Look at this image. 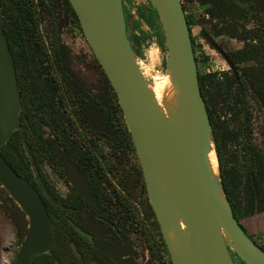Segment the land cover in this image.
Masks as SVG:
<instances>
[{
  "label": "trees",
  "instance_id": "1",
  "mask_svg": "<svg viewBox=\"0 0 264 264\" xmlns=\"http://www.w3.org/2000/svg\"><path fill=\"white\" fill-rule=\"evenodd\" d=\"M64 1L67 13L65 20L62 14L65 10L61 6L57 7L53 0H0L1 12L5 18L4 31L14 60L22 99L20 127L8 142L0 147V154L21 177L28 180L40 193L50 216L52 248L48 254L36 257L33 264H121L112 260L100 246V242L104 240L98 241V238L93 236V242H91L79 234L73 224L83 229L80 222L81 215L83 211H87L91 220L106 225L114 232L115 237H124L123 230L126 224L131 223L126 222L127 220L121 215H117L113 211L112 204L119 203L125 207L128 201L126 197L128 188L122 178L116 179L119 189L107 178L108 174L113 177L118 174L117 164H112L111 159L122 162L127 155H133L137 160L138 157L117 94L106 75L111 100L109 107L101 111L105 114L109 126L111 128L112 125L113 128L114 125L116 126V132L112 128L108 134L96 131V134L92 136L83 131L81 127L82 123L84 127L87 124L86 108L83 106L85 99L81 92L78 93L72 87L66 65L67 47L62 41L61 34L65 23L70 20L77 24L80 31L82 28L73 7L68 0ZM199 1H210L213 4L218 14L214 10L212 16L231 17L233 22L230 23V27L222 30L228 36H235L238 30L235 23L237 19L233 18V15L238 14L244 19L247 9L249 11H258V7L264 9V0H257V2L251 0H241L242 2L237 0ZM123 7L127 12L125 20L128 38L138 58L141 44L146 37L140 31L141 24L138 20L133 21L130 17L128 9L131 5L127 0H123ZM141 16L145 18L142 13ZM157 19L160 29L158 15ZM187 21L189 27L193 25V19L189 16H187ZM45 22L47 24L44 31ZM136 29L139 30L138 35L135 34ZM242 33L246 34L240 39L257 40L258 43L249 44L244 49L229 54L239 72L238 80L231 70L223 81L217 76L210 77L208 80L207 77L201 75L199 70L198 73L201 93L213 129L224 191L235 219L256 243L243 226L242 221L264 213V146L261 149L258 148L252 141V134H248L252 122L250 95L259 103L264 112V29L258 28L250 31L243 29ZM161 35L164 49L163 32ZM192 43L194 45L193 38ZM194 53L196 57L195 49ZM248 61H253L256 65L239 68V64ZM196 62H198L197 57ZM236 96L245 114L243 123L245 128L242 137L247 146V152L242 154L238 165L228 168L225 162L226 141L217 116L215 99L216 97L223 98L229 105L230 101H233L232 98ZM77 127L79 131L75 135L72 129L76 131ZM100 141L111 155L105 154L99 147ZM65 160L76 163L85 176L90 175V190L94 194L93 207L86 202L81 203L78 199L74 202L70 199H63L50 187L44 172L45 167L49 165L59 169ZM106 166L108 174L105 172ZM137 178L142 183L144 193H147L139 160ZM103 180H106L105 185L112 187L110 189L112 197L103 190ZM1 192L7 194L0 184V194ZM10 201L15 205L12 198ZM150 209L160 237V247L163 248L162 251L169 257V262L172 264L151 206ZM126 210L127 217L133 218L132 208L128 207ZM27 232V226H19L21 242L24 241ZM71 243L76 244L81 260H78L74 254ZM256 244L264 250L262 245ZM153 246L150 243L149 251L151 257L155 258L157 252ZM242 264L245 263L242 262Z\"/></svg>",
  "mask_w": 264,
  "mask_h": 264
},
{
  "label": "water",
  "instance_id": "2",
  "mask_svg": "<svg viewBox=\"0 0 264 264\" xmlns=\"http://www.w3.org/2000/svg\"><path fill=\"white\" fill-rule=\"evenodd\" d=\"M84 36L117 94L142 168L150 205L172 264H264V250L233 215L223 188L213 129L182 0H149L164 34L166 73L175 95L159 102L139 65L122 0H68ZM151 38L150 22L139 17ZM0 5V147L20 127L22 99ZM237 76L234 64L219 49ZM214 153L216 174L211 166ZM0 184L26 215L28 232L13 264H33L52 248L50 216L40 193L0 154ZM93 242L92 236L73 224ZM71 248L81 255L75 243Z\"/></svg>",
  "mask_w": 264,
  "mask_h": 264
},
{
  "label": "rangeland",
  "instance_id": "3",
  "mask_svg": "<svg viewBox=\"0 0 264 264\" xmlns=\"http://www.w3.org/2000/svg\"><path fill=\"white\" fill-rule=\"evenodd\" d=\"M55 5L63 8L62 14L66 19V5L64 0H53ZM185 7L186 15L193 19L192 34L195 38L194 48L198 59L197 66L202 76L210 77L217 76L222 81L226 78V74L230 71V66L217 52L211 48L205 41L204 36L214 39L215 42L227 53H235L244 49L247 45H256L257 40L240 39L244 34L242 30L264 29V9L258 7V11L246 10V17L240 18L238 14L233 15L236 18L237 33L235 36H228L226 33L221 34V30L230 27L231 17L219 18L212 16L215 10L210 1H194L185 2L182 0ZM134 8H130V13L139 12L150 22L149 33H153L151 38H147L141 44L139 53V65L145 70L146 78L150 82H159L164 76H167L165 69V52L162 48L161 31L158 27V19L156 12L153 10L149 0H132ZM255 4V3H254ZM257 5V4H256ZM68 11V10H67ZM153 12V13H152ZM216 14L218 11L215 10ZM155 17H154V15ZM141 16V15H140ZM139 16V17H140ZM248 17V18H247ZM155 18L157 22H155ZM47 22L43 25L45 31ZM159 25H161L159 23ZM218 30V31H214ZM62 41L67 47L66 65L70 75V81L74 90L81 92L86 108L85 118L87 124L81 127L89 135H95L96 131L108 134L112 128L106 121L105 114L101 109L108 108L111 100V91L106 81L105 74L92 52L83 31H80L77 24L72 20L65 23L62 31ZM97 60V61H96ZM256 65L253 61H248L239 64V68H247ZM210 87V85L208 84ZM252 100L250 105L252 122L248 134H252V141L261 149L264 146V112L259 103L254 100L252 95L249 96ZM230 104L226 103L223 98L216 97L215 106L217 116L219 117L220 126L225 136L226 152L225 162L228 168L238 165L242 154H246L247 146L244 143L242 133L244 126L245 114L243 106L237 102L238 96L232 98ZM115 123V120L113 121ZM72 133L78 134V127ZM113 131L116 132L114 125ZM48 133V131H47ZM100 141L99 147L102 148L105 154L111 155L109 150L103 146ZM111 157V156H110ZM113 157V156H112ZM30 158V156H29ZM112 164H117L118 174L113 177L108 174L107 166L105 172L108 178L113 182V185L118 188L117 178L125 180V185L128 188L126 197L128 198L125 207L119 203H113V211L117 215H121L131 224H126L123 230L124 237H115L106 225L100 222L91 220L87 211H83L81 215L82 230L89 235L96 236L100 242V246L106 251L112 260L121 264H170L169 257L162 251L160 247V237L154 223V217L150 209V202L147 193H144L141 181L137 178L138 160L133 155H127L126 158L119 160L111 159ZM46 179L53 191L63 199H70L74 202L75 199L81 200V203L86 202L94 205V194L90 190V175L86 176L76 163L72 161H63L60 168H54L47 165L44 169ZM106 180H103V190L106 194L112 197L111 188L105 185ZM119 189V188H118ZM9 194H0V264H13L19 252L22 242L19 238V226H27L28 219L22 212L19 206L10 201ZM132 208L134 211L133 218L127 217L126 208ZM243 226L248 233L253 237L256 243L264 247V213L242 221ZM150 243L157 256L151 257L149 251ZM236 264H242V261L234 256Z\"/></svg>",
  "mask_w": 264,
  "mask_h": 264
},
{
  "label": "bare ground",
  "instance_id": "4",
  "mask_svg": "<svg viewBox=\"0 0 264 264\" xmlns=\"http://www.w3.org/2000/svg\"><path fill=\"white\" fill-rule=\"evenodd\" d=\"M150 88L156 94L159 102H171L175 95V89L169 76H164L159 82H152ZM210 162L213 171L218 173V164L214 153L210 155Z\"/></svg>",
  "mask_w": 264,
  "mask_h": 264
},
{
  "label": "flooded vegetation",
  "instance_id": "5",
  "mask_svg": "<svg viewBox=\"0 0 264 264\" xmlns=\"http://www.w3.org/2000/svg\"><path fill=\"white\" fill-rule=\"evenodd\" d=\"M123 1V0H122ZM128 2H129V4L131 5V7L130 8H134V5L132 4V0H127ZM238 2H242L241 0H237ZM251 1H253V2H257V0H251ZM183 3V2H182ZM124 8V7H123ZM129 8V9H130ZM128 9V11H130ZM185 10V9H184ZM126 10H124V15L126 16ZM153 13V12H152ZM186 13V12H185ZM129 15H130V17L133 19V21H136L137 20V12L136 13H130L129 12ZM141 15V12H139V16ZM154 15V14H153ZM188 15H186V17H187ZM140 17H142V16H140ZM154 17H155V15H154ZM137 22V21H136ZM139 22V21H138ZM155 22H157V20H156V18H155ZM140 23V22H139ZM158 24V23H157ZM139 25V24H138ZM189 26V25H188ZM192 26L193 25H191L190 27H189V29H190V34H191V38H193L194 39V44H195V38H194V36H193V34H192ZM63 31V30H62ZM214 31H218V30H214ZM139 32V30L138 29H136L135 30V34H137ZM221 34L222 35H224V33L222 32V30H221ZM127 35H128V32H127ZM138 35V34H137ZM202 35L204 36V39H205V41H206V43L211 47V48H213L216 52H217V54H219L221 57H223L224 58V60L228 63V65L230 66V64H229V62L226 60V58H225V56L219 51V49H221V51H223L226 55H227V57L230 59V56H229V54H231V53H227V52H225L218 44H217V42H215L214 41V39L213 38H211L210 36H208V34H206V33H204L203 34V32H202ZM61 37H62V34H61ZM64 43V42H63ZM65 44V43H64ZM192 46H194L193 45V43H192ZM195 48H193V50H194ZM240 51V50H239ZM195 54V53H194ZM196 58V57H195ZM230 61L232 62V60L230 59ZM233 63V62H232ZM234 64V63H233ZM234 66H235V69H236V65L234 64ZM230 70L232 71V73L235 75V77H236V79L238 80L239 79V72L237 71V69H236V72H237V76H236V74H235V72L233 71V69L231 68V66H230ZM252 115H253V113H252ZM79 227V226H78Z\"/></svg>",
  "mask_w": 264,
  "mask_h": 264
}]
</instances>
